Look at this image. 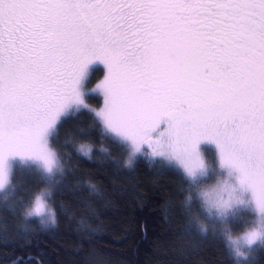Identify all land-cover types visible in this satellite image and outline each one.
<instances>
[{"label": "snow or ice", "instance_id": "snow-or-ice-1", "mask_svg": "<svg viewBox=\"0 0 264 264\" xmlns=\"http://www.w3.org/2000/svg\"><path fill=\"white\" fill-rule=\"evenodd\" d=\"M82 110L84 137L125 148L129 166L182 171L187 213L201 232L200 211L218 221L238 264L264 248V0H0V190L19 166L59 183V129ZM77 151L91 158L92 144ZM50 196L19 209L54 224Z\"/></svg>", "mask_w": 264, "mask_h": 264}, {"label": "trees", "instance_id": "trees-1", "mask_svg": "<svg viewBox=\"0 0 264 264\" xmlns=\"http://www.w3.org/2000/svg\"><path fill=\"white\" fill-rule=\"evenodd\" d=\"M100 75L97 68L89 83ZM89 100L98 108L97 95ZM91 116L75 112L60 126L64 174L55 178L59 183L37 174L26 181L23 194L8 201L6 192L0 194V264H238L219 222L200 211L206 221L201 232L187 213L183 173L150 156L138 155L129 166L125 148L102 141L99 132L88 140L79 131ZM80 143L92 144L91 158L77 151ZM43 188L51 191L53 226L19 209L22 198L27 201ZM239 264H264V248Z\"/></svg>", "mask_w": 264, "mask_h": 264}, {"label": "rangeland", "instance_id": "rangeland-1", "mask_svg": "<svg viewBox=\"0 0 264 264\" xmlns=\"http://www.w3.org/2000/svg\"><path fill=\"white\" fill-rule=\"evenodd\" d=\"M100 71H101V75L99 76V79L96 82L89 83V80L87 82V89L89 90V98L90 99L95 98L96 95H97L96 93L91 92V90L95 89L97 87V85L99 83H101V81L104 78V74H105L104 71L102 69H100ZM97 96L99 98V103H100L98 105L97 109H99L100 107H102V96H100V95H97ZM71 114L72 113H69L67 116H70ZM64 118H67V117H64ZM204 149H205V151H208L206 155H207V157L210 160L213 161V165L215 166V154L211 150V147L205 145ZM152 159L160 160V158H152ZM37 174L47 178L46 174H44L42 171L37 170L35 168V166H19V167H16L15 170H14V174L12 176V183L7 188H5L3 190H0V194H2L3 192L4 193L6 192L5 201H8L10 197L17 195L18 193L23 194V192H24V188L23 187H24V184H26V181L27 180L30 181L35 176L38 177ZM31 182H32V180H31ZM43 189H47V188H43ZM39 191H37V192H39ZM50 198H51V196L49 197V203H50ZM51 202H52V199H51ZM50 206H52L51 203H50ZM51 210L53 212L52 208H51ZM27 218L36 219L39 222V218H37V217H27ZM45 226H53V224H47ZM253 247L256 248L257 246H253ZM261 249L262 248H259L257 251H259Z\"/></svg>", "mask_w": 264, "mask_h": 264}, {"label": "flooded vegetation", "instance_id": "flooded-vegetation-1", "mask_svg": "<svg viewBox=\"0 0 264 264\" xmlns=\"http://www.w3.org/2000/svg\"><path fill=\"white\" fill-rule=\"evenodd\" d=\"M97 68L103 70V65H100L99 63L92 65L90 67V73L92 74V72L95 71ZM91 74H90V76H91Z\"/></svg>", "mask_w": 264, "mask_h": 264}]
</instances>
